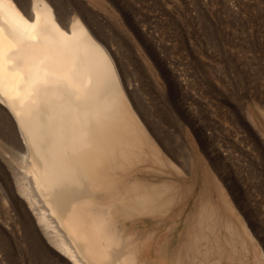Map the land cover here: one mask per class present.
Returning <instances> with one entry per match:
<instances>
[{
	"label": "bare ground",
	"instance_id": "obj_1",
	"mask_svg": "<svg viewBox=\"0 0 264 264\" xmlns=\"http://www.w3.org/2000/svg\"><path fill=\"white\" fill-rule=\"evenodd\" d=\"M64 12L51 0H0V103L21 137L0 138V157L49 242L72 264H136V238L116 231L151 215L169 222L164 238L185 226L167 264L239 255V229L222 218L209 189L197 194L196 209L190 202L188 144L178 175L98 33L78 13ZM14 151L19 158L7 155Z\"/></svg>",
	"mask_w": 264,
	"mask_h": 264
},
{
	"label": "rangeland",
	"instance_id": "obj_2",
	"mask_svg": "<svg viewBox=\"0 0 264 264\" xmlns=\"http://www.w3.org/2000/svg\"><path fill=\"white\" fill-rule=\"evenodd\" d=\"M51 1L98 33L178 175L188 144L190 202L209 189L241 236L239 255L213 252L214 264H264V0ZM10 136L21 138L0 103L1 141ZM13 179L0 157V264H72L49 242ZM216 182L241 218L225 206ZM160 220L144 215L120 223L119 235L136 238V264H167L176 255L185 226L164 238L169 222Z\"/></svg>",
	"mask_w": 264,
	"mask_h": 264
}]
</instances>
